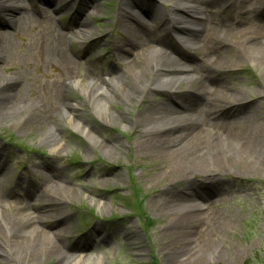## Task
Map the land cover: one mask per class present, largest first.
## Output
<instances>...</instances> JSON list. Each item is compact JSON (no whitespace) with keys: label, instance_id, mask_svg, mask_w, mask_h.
Wrapping results in <instances>:
<instances>
[{"label":"rangeland","instance_id":"rangeland-1","mask_svg":"<svg viewBox=\"0 0 264 264\" xmlns=\"http://www.w3.org/2000/svg\"><path fill=\"white\" fill-rule=\"evenodd\" d=\"M196 1L201 5L200 17L213 21L210 26L234 22V27L240 28L233 0H204L205 4L203 0H165L158 5L157 11L160 15L173 14L177 3L191 6ZM96 4L95 11L83 14L82 19L89 23L87 34L74 27V12H55L59 1L51 9L37 0H28L23 8L28 19L33 17V20H26L15 29H0V44L9 49L0 62V77L19 82L18 88L12 91V98L30 108H42L54 114L52 127L29 133L15 128L16 117L0 121V153L5 155L0 160L5 172L0 176V196L4 205L16 207L25 197V191L35 187V201L37 197L44 201L41 195L45 191V194L65 200L63 211L70 214V220L61 226L53 221L50 228L40 227V230L65 228L67 235L62 252L66 261L177 264L180 260L173 261L169 257L177 239L167 235L173 231V222L169 223L172 219L169 214L162 213V199L181 191L186 198L191 197L193 203L202 205L205 216L213 219L208 217L203 222L193 223L189 230L192 236L182 242L193 246L204 244L203 248L211 241L219 245L215 250L198 255L199 264H264V174L248 175L232 169L223 172L206 188L201 187L206 182V173L190 174L187 179L180 178V182L170 181L171 177L167 178L165 172L170 165L138 154L133 142L136 130L129 122L139 112L156 111L162 116L170 107L167 99L153 94L146 103L119 101L117 93L125 89L121 81L113 83L119 89L113 86L105 92L104 109L96 108L87 98L92 84L110 80L108 74L115 67L116 58L113 43L124 36L119 10H128L125 5H131V0H99ZM35 8L40 14H35ZM75 9L79 10L80 6ZM131 13L147 22L148 30L156 37L169 41L161 26H155L134 7ZM256 19L259 29L264 31V19ZM182 36L184 39L177 41L188 49L191 40ZM204 36L210 41L209 33L204 32ZM61 37L60 46L71 62L67 70H61L48 51ZM202 56L194 53L188 65L199 66L203 63ZM224 66L232 69L218 77L229 84L233 97L243 99L240 104L248 103L244 111L251 113L249 124L263 128L264 63L256 65L247 60L241 63L233 60ZM87 71L94 73L93 81L83 78ZM172 83L156 82L163 90L187 91L185 84ZM57 88L62 89L61 92L65 89L60 104L56 103ZM105 113L122 118L124 122H102ZM68 116L84 124L85 132L72 128ZM100 143L110 149L117 148V151L111 150L112 159L89 147H99ZM51 144L58 149L53 151ZM47 167L58 170L64 183L53 186L54 180L50 179L55 178ZM217 224L228 227L218 228ZM45 264H56V260Z\"/></svg>","mask_w":264,"mask_h":264},{"label":"bare ground","instance_id":"bare-ground-1","mask_svg":"<svg viewBox=\"0 0 264 264\" xmlns=\"http://www.w3.org/2000/svg\"><path fill=\"white\" fill-rule=\"evenodd\" d=\"M26 1L0 0V29H15L26 20H33V17L28 19L24 10ZM38 1L51 9L59 1L56 13L74 10V27L82 33H89V23L82 18L87 11H95L97 4L94 1H81L79 4L82 7L79 10L74 9L71 0ZM164 1L131 0V5H125L128 10H119L118 17L124 36L113 43L115 67L108 74L110 80L103 79L92 84L87 98L93 101L96 108L104 109L103 100L107 98L105 92L114 86L115 81L125 85V89L114 86L120 90L117 93L119 101L146 103L153 94L165 97L170 107L163 111L162 116L156 111L139 112L129 122L136 130L133 132V142L138 154L170 165L165 171L166 177H171L170 181L180 182V178L187 179L190 174L206 173V182L201 186L206 188L216 182L223 172L228 173L232 169L248 175L264 174V127L249 124L251 113L244 111L248 103L240 104L243 99L233 97L229 84L218 77L231 71L232 67H225L224 63L233 60L237 63L247 60L256 65L264 63V31L259 29L256 19H264V0H233L238 26L241 25L239 29L234 27V22L210 26L212 20L200 17L201 5H197L198 1L191 6L177 3L173 14L160 15L157 7ZM202 3L206 2L203 0ZM31 6L36 7L34 2ZM132 7L155 23V26H161V30L168 34L169 43L149 31L147 22L134 17ZM34 10L39 12L36 8ZM204 32L210 34V41H206ZM182 35L191 40L189 48H185L191 51L189 56L177 41L184 39ZM61 40L62 37L48 51L53 60L59 63L61 70H67L71 62L60 46ZM8 53L7 46L0 44V62ZM194 53L204 55L203 63L199 66L188 65ZM94 77V73L87 71L83 78L93 81ZM157 81H173L172 84L179 83V86L185 84L187 91L178 93L174 88L163 90L160 85L157 86ZM18 85L16 79L0 77V121L16 117L18 121L15 128L23 133L52 127L53 113L42 108H30L12 98V91ZM61 91L56 89L57 104L64 99L65 89ZM84 92L88 95V89ZM67 120L76 131L85 132V125L78 119L68 116ZM101 121L124 122L122 118L106 113ZM91 132L96 134L95 129ZM89 147L109 159L113 155L111 150L117 151V148L110 149L101 143L99 147ZM52 148L53 151L58 149L55 145ZM3 155L0 154V160ZM3 165V162L0 163V176L5 173ZM46 169L55 178L50 181H57L52 182L53 186L58 187L64 183L62 176L57 174L60 173L58 170L51 167ZM34 190H29L25 199L16 207H6L0 196V264H45L50 260H56V264H85L86 260L78 263L81 259H63L62 244L67 235L65 228L57 231L40 230V227H49L53 221L61 226L70 220V214L63 211L66 201L45 194L46 191L41 195L45 197L44 201L37 200L38 197L35 201ZM176 193L162 199V213L169 214L172 217L169 223L173 222V231L167 235L177 239L174 240L175 249L169 251V257L173 261L180 260L177 264H199L198 255L202 256L209 249L215 250L219 245L211 241L203 248L204 244L193 246L182 242L192 236L189 230L193 223L203 222L210 216H205L203 206L193 203L191 197L186 198L181 191ZM197 196L201 197L199 194ZM226 227L227 224L218 226Z\"/></svg>","mask_w":264,"mask_h":264}]
</instances>
